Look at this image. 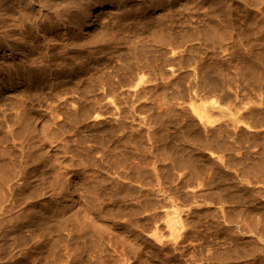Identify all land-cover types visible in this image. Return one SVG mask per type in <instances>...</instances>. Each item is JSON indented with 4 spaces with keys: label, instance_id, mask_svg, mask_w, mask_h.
<instances>
[{
    "label": "rangeland",
    "instance_id": "374dc122",
    "mask_svg": "<svg viewBox=\"0 0 264 264\" xmlns=\"http://www.w3.org/2000/svg\"><path fill=\"white\" fill-rule=\"evenodd\" d=\"M0 264H264V0H0Z\"/></svg>",
    "mask_w": 264,
    "mask_h": 264
},
{
    "label": "bare ground",
    "instance_id": "6f19581e",
    "mask_svg": "<svg viewBox=\"0 0 264 264\" xmlns=\"http://www.w3.org/2000/svg\"><path fill=\"white\" fill-rule=\"evenodd\" d=\"M70 191H71V190L69 189V190H68V193H70Z\"/></svg>",
    "mask_w": 264,
    "mask_h": 264
}]
</instances>
